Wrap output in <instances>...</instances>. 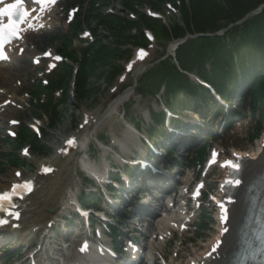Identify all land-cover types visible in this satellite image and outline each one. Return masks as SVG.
<instances>
[{"label":"rangeland","instance_id":"obj_1","mask_svg":"<svg viewBox=\"0 0 264 264\" xmlns=\"http://www.w3.org/2000/svg\"><path fill=\"white\" fill-rule=\"evenodd\" d=\"M93 1H98L101 7L103 8V11H106L113 15H117L120 18L131 20L136 15L124 11L120 0H109L107 4H104L105 2L103 0H65L56 8L55 12L50 18L52 22V27L49 29L47 28L42 33L30 36V40H28L27 45L24 47L26 50L22 55L23 58H12L10 63L5 64L4 67H0V77H2L5 69L10 70L14 65H17V67H19L20 69V75L14 76L11 79V87L6 90L11 94L13 92L15 93L16 101L13 103L14 106L9 105L4 110H0V184H2L3 181H7L11 177L14 178V173L17 171H20V173L22 174L21 179H28L29 177L34 175L36 173V170L38 169V164L50 159L51 156L54 155L55 151L59 149L58 147L61 144V141H63L69 136L76 135V133H80L82 131L81 127L87 115H92L98 112L99 110L106 109L107 105L110 102L129 92L131 93V96L126 99L122 105L118 106L117 112H115L113 118L106 121V123H104L103 125H100V127L95 128L93 132L88 135L89 141H94L96 138L104 136V141L107 144V146H105L104 148L103 153L100 152L97 147L91 149L89 153L91 164H93L94 161L96 162L97 159L100 163H102L103 155L108 150H111L112 145H115L116 148V154L112 155V157L115 159L114 163L117 162L119 164L120 160L127 161V158L129 157L133 147L140 145L139 136L136 135L132 130H128V132L127 127L133 126L134 124H138L140 126V123H143V126L147 128V126L150 124L148 112L156 113L160 111V104H156L152 99L148 98L143 100L137 97L134 91V87L136 86L137 80L141 77V75L146 70L153 68V66L157 64L156 62L159 61V58L162 56L164 51L166 52L165 56H167V53L170 54L172 52L173 43L161 40H158L157 42L151 44L148 50V56L143 62L144 67L141 69L139 68L140 70L138 69V65L134 66L130 73L126 71L127 63L129 61L134 60V49L132 51L131 57L121 59L119 63L125 70L123 74L120 76L119 79H116L110 85H107L102 80L97 83H94L97 90L95 95L91 99L78 101L75 96L74 88L71 87L70 91L67 94L69 100L68 104L64 107L59 106L58 108V111L60 113V119L54 128H48L47 118L41 116L39 112H37L30 106L31 100L27 96V93L32 89V86L36 85L38 80L47 81L53 77V74H55L56 72L59 73L58 68V70H56L53 74L47 75L44 64L41 63L40 66L33 67L31 63L32 59L40 56V52H52L53 54L57 53V50L60 47V41L63 39L62 36L68 35L71 27L76 22L80 21V23L82 24V32L87 29L91 30L90 4ZM166 4H168V2L164 3V8L160 10V13L162 14L161 22L169 21L170 23L175 21L176 17L173 13L171 15L170 12L172 11L166 8ZM70 5L73 6L70 7ZM74 8H78L76 19L72 25H67L65 12L68 9ZM148 11L149 8L147 7H138L137 9L138 14L144 13L146 15ZM106 35V30H104L103 28L99 27L96 30V36L98 38L103 39L104 37H106ZM79 36V42H74L73 49L77 53L81 54L83 48L86 46L87 40L90 39L81 41ZM53 37L55 38L53 39ZM1 79L2 78H0V80ZM4 90L5 89L2 85V87H0L1 94ZM237 94L238 92L236 93V95ZM241 95L243 94H238V96L240 97H238V99H234L236 101L233 102V104H230V102L227 107L230 112H241L242 114L239 118H242L243 120H239V118H236L235 120L229 121V125L227 124L224 126L222 135H220V130L217 131L218 133L215 132V127L219 123H223V121L218 117L214 118L203 114V117L201 119L197 118L196 121V119L192 117V115L188 114L189 118L186 117L187 119H185L184 121V130H186V132L185 137L183 139H189L188 135H197V137H195V139L193 140L195 141V143L190 144L188 149H186L188 150V153H186L189 154L188 157L184 158V154H181L182 151L175 152L174 155H172V157L170 158L163 157V160L167 162L168 167L171 171L163 170L162 173L168 177L169 181H171L172 188L178 185L176 191H178L179 194L175 196L176 198L174 201L173 210L166 211L165 213L157 211L156 216L162 218L175 217L178 219V217H176V211H178L179 209H185L184 205L186 204V186H189L194 178L196 180L202 178V175H200L201 170H199L195 162L191 161L192 158H195V155L192 153L195 147L204 144L211 149L218 150L221 154L224 155H227L230 151L234 149L247 152L252 149H255V146L260 141L259 138L264 134V124L261 126L262 131L259 134L257 140H255L253 144H249V136H251L257 128L256 123L258 121V115H252L249 101L244 100L241 102ZM7 96L10 95H1L0 101H4ZM56 100H59V98L57 97ZM131 101H133L134 103L133 106L131 104V112L127 115V119L123 120L122 112L124 110V106ZM163 101V98H161V103ZM207 113L209 114V111ZM35 118H37L38 121ZM9 121H18L20 123V126L23 125L27 127L37 121L39 129L42 131V134L40 136L42 150L40 152H34L30 149L29 157L22 158L19 150L16 151L18 158L21 162L24 163L23 167H8L4 162V158L1 157V155H4L5 153H11V147L7 143L3 142L7 131H16V129L18 128H11L8 125ZM200 122H202L206 128H209L213 132L212 134H217L220 137L213 136L207 138L209 137V133H206L207 131H202L199 134V130H197V128L199 129V127H195L197 126L196 124H200ZM165 141L166 139H164L163 142ZM163 142H160L158 145L161 146L162 144H164ZM155 149L158 150L157 147ZM174 149H176V147H174ZM79 159H84V153L79 154L77 156L76 160L78 161ZM170 160H176L178 165L176 167L171 166L169 162ZM96 164L97 166H99L98 163ZM220 176V171L213 169L211 171V174L205 179L206 190L216 193V187L218 185V179L220 178ZM84 182L85 174L82 173L79 168H77V175L73 177V185L75 186L74 196L77 197L79 195ZM138 199L142 201L140 196L137 197V200ZM189 206L194 209V212H191ZM186 208L187 211L185 221L186 224H188L187 233L178 232V229L175 228L174 230L170 231L169 234L165 235L162 239L159 236L160 234L158 226L145 230L146 237H141V239L143 240L141 243L144 247V259L142 264H163L162 259L165 261V264H177L180 262L181 264H187V262L189 261V256L190 258H193L195 256L199 257L203 255L209 243L215 240V234L217 231V211L215 206L210 204L209 202H203L201 207H195L187 203ZM54 214L55 213L53 212V215ZM202 215H204L206 223L209 224V230L203 231L202 233H200L199 237H196L194 233L195 230L200 226V222L198 221V219L199 216ZM211 218L213 222L211 221ZM58 221L60 222V219H58ZM72 224L76 226V222ZM126 226L129 227L130 224L125 219L123 227ZM55 228H53L52 230L56 231L57 228ZM42 230L43 229L41 227V229L36 231V233L26 238H21V235L13 234L2 238L0 240V264H26V259L28 255L30 253H36L37 251V248L33 247L36 244V237L40 232H42ZM58 230H60L61 234L62 225L58 227ZM152 235H154V238H151ZM168 236H170V238L166 240V237ZM62 239V235H59L56 239L53 240V244L55 246H57L58 244L62 245ZM110 240L111 239L108 238V242H110ZM28 247L30 248L27 249ZM6 249H9L8 252L3 253L2 251ZM41 252L42 251L37 252L38 257L40 256Z\"/></svg>","mask_w":264,"mask_h":264},{"label":"trees","instance_id":"obj_2","mask_svg":"<svg viewBox=\"0 0 264 264\" xmlns=\"http://www.w3.org/2000/svg\"><path fill=\"white\" fill-rule=\"evenodd\" d=\"M166 2L179 13L171 26L137 13L138 7L160 12ZM120 3L127 12L137 15L135 21L104 15L103 10L97 7L99 4L92 3L90 24L94 25V32L101 27L107 35L103 39L96 36L95 41L84 49L80 60L71 49L70 39L62 44L61 50L67 53L72 65L78 66L75 82L78 101L95 95L94 83L102 80L110 85L114 82L122 72L119 61L131 56V47L146 46L143 30H150L157 39L165 42L183 39L186 35L197 36L177 47L174 52L176 64L171 57L164 59V51L158 63L137 80V95L155 102L158 96L163 95L171 112L192 110L190 108L198 103L205 105L211 102L214 106V102L207 90L191 82L188 75L196 74L223 99L229 97V88L232 91L238 88L236 83L241 78L252 107L261 109V117H264V8L259 14L244 19L263 5L264 0H120ZM241 20L242 23L236 25ZM80 30L78 22L74 25L72 37H76ZM72 75V68L63 66L58 80L51 82L48 88L37 86L33 91L37 96L43 91L51 95L54 90L63 89V99L57 105L52 98H48L46 104L39 99L36 101V108L49 116L50 129L60 119L59 106L64 107L69 102L67 94ZM125 108L129 112L131 104ZM151 117L155 126H150V134L161 137L164 114L153 113ZM26 143H30L35 152L42 150V143L23 126L11 145L12 152L1 155L8 167L21 164L15 150ZM198 153L201 160L204 149ZM82 201L91 202L86 197H82Z\"/></svg>","mask_w":264,"mask_h":264},{"label":"bare ground","instance_id":"obj_3","mask_svg":"<svg viewBox=\"0 0 264 264\" xmlns=\"http://www.w3.org/2000/svg\"><path fill=\"white\" fill-rule=\"evenodd\" d=\"M53 11V8L48 7L37 19L32 20L30 17L29 21H26V23L30 25L28 27L29 29L20 30L17 34L16 44L12 42L7 47L8 51L11 53L15 50L16 46H18L17 50L23 48L26 45V42L28 41L27 37L30 34L39 32V30L46 29L49 26L51 27L50 22H47L46 20ZM137 64L139 65L140 63ZM4 65L5 64H2L0 67H4ZM143 65L144 64L139 65L138 69L143 68ZM19 75L20 69L17 65L12 66L10 70H4L2 77H0L2 78L0 80V87L3 85V88L5 89L2 94H10V92L6 90L11 87V79L14 76ZM130 96L131 93H125L116 100L110 102L106 109L99 110L92 115H85L83 130L80 133H76V135L69 136L67 137L68 139L65 138L61 141L59 148L66 149L69 147V151L65 155H62L60 152L61 149H59L55 151L50 159L39 163L36 173L28 179L17 180L11 177L0 184V192L7 191L11 186V183L22 180L32 181L36 186L35 190L25 201L22 202L20 208L14 210L12 215L2 216V218L7 221V227L11 234H20L23 235V237L26 235L30 236L38 229H41V227L43 229L42 231L45 232L46 229H48L47 225L49 223H51L52 226H55L58 224V219H61L64 214L71 210L72 200L75 195L73 177L77 175V168L87 175L92 174L95 170L94 166L86 157L77 161V156L84 152V147L89 143L88 135L93 132L95 128L100 127V125H103L106 121L112 119L115 112H117L118 106L122 105ZM8 100L14 102V95H10ZM71 139L73 140L72 144H67ZM242 155H248L250 159L249 162L244 163V176H247L253 171L259 170L264 163V134L259 143L255 146V149L250 151V154L244 152ZM217 198L218 201L222 199L221 195L217 196ZM216 208L218 211V224L215 236L216 241L209 243L206 247L207 252L205 251V254H210L214 246L219 245V247L216 252L211 253L212 255L208 261L190 259L189 264H226L227 256L231 252V245H233L232 242L237 237V232L240 230V223L243 221L239 209H237L233 202L227 207L224 213L217 204ZM53 212L55 213L54 215ZM221 214L225 217V220L221 219ZM17 215L19 217L18 219L15 218ZM148 215L151 216L150 213H148ZM179 215L182 216L183 212L179 213ZM158 222L159 233L161 236L166 235L171 229L177 227L176 223L179 224L178 227L184 225V223L177 221L174 217H161ZM35 258V256L31 259L29 257L26 261H28L29 264H33V262L36 261ZM106 260V258L96 257L90 250H86L85 254L77 256L76 261L72 262V264H103Z\"/></svg>","mask_w":264,"mask_h":264},{"label":"snow or ice","instance_id":"obj_4","mask_svg":"<svg viewBox=\"0 0 264 264\" xmlns=\"http://www.w3.org/2000/svg\"><path fill=\"white\" fill-rule=\"evenodd\" d=\"M3 0H0L2 3ZM33 2L37 5H43L44 3L54 2V0H33ZM7 18V25L2 23L3 18ZM27 19V13L24 11V4L22 0H16L15 3L9 4L6 7L0 8V38H2L5 34H8L10 38H16L18 33L17 23H23ZM230 167H234L236 169L239 168L238 165H229ZM236 185L240 183L239 180H235ZM31 191V188H28ZM16 191L15 186H13L12 193L14 194ZM11 195L9 193H5L0 196V208L6 201H10ZM12 215V213H9ZM15 218H19L18 215ZM7 223L5 220H0V225ZM219 245H216L212 248V252H216Z\"/></svg>","mask_w":264,"mask_h":264},{"label":"water","instance_id":"obj_5","mask_svg":"<svg viewBox=\"0 0 264 264\" xmlns=\"http://www.w3.org/2000/svg\"><path fill=\"white\" fill-rule=\"evenodd\" d=\"M264 6H261L257 11L253 12L251 15L259 13V11L263 8Z\"/></svg>","mask_w":264,"mask_h":264}]
</instances>
